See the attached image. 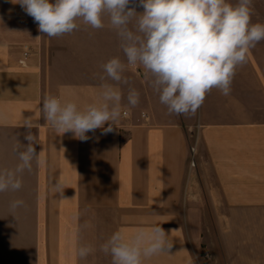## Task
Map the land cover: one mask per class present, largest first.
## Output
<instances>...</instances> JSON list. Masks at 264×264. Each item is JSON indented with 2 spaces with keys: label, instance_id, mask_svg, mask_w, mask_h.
<instances>
[{
  "label": "crops",
  "instance_id": "crops-1",
  "mask_svg": "<svg viewBox=\"0 0 264 264\" xmlns=\"http://www.w3.org/2000/svg\"><path fill=\"white\" fill-rule=\"evenodd\" d=\"M15 2L0 0V170L19 163L26 118L45 163L33 160L22 188L0 193V264H112L100 245L114 232L128 239L156 225L172 248L143 264H201L198 251L213 237L214 264H264V40L236 68L229 95L213 88L195 115L170 114L151 75L127 64L107 15L101 29L78 19L77 30L48 37ZM129 7L143 12L139 0ZM252 9L251 22L264 24V0ZM113 57L125 63L127 84L100 79ZM104 83L123 94L112 132L80 140L43 119L46 95L84 108L100 102ZM130 88L140 94L135 107ZM16 199L24 205L13 211ZM82 245L95 251L79 258Z\"/></svg>",
  "mask_w": 264,
  "mask_h": 264
},
{
  "label": "clouds",
  "instance_id": "clouds-1",
  "mask_svg": "<svg viewBox=\"0 0 264 264\" xmlns=\"http://www.w3.org/2000/svg\"><path fill=\"white\" fill-rule=\"evenodd\" d=\"M132 2L16 0L15 3L48 37L77 30L78 19L93 29H101L107 15L120 38L127 64L142 65L151 75V85L170 114L195 115L213 88L229 95L236 68L245 64L250 49L264 40V24L251 22L252 0H237L235 4L229 0H139L142 13L129 7ZM101 67V80L108 78L117 84H127L123 76L125 63L119 57L111 58ZM101 88L100 102L84 108L74 101L61 102L54 95H46L41 105L43 119L58 132H72L80 140H87V133L96 129H102V134L112 132L122 115L123 94L112 84L104 83ZM139 95L134 88L129 89L127 102L131 107L139 103ZM23 126L27 143L16 146L19 163L15 168L0 170V193L19 191L22 174L31 171L33 160L39 165L45 163L42 151L36 152L31 119L26 118ZM53 188L63 193L61 182L57 181ZM23 205V200L16 199L10 207L15 211ZM171 248L168 234L160 225L150 231L140 229L128 239L116 231L100 245V251L111 256L112 264H143L145 259L168 253ZM94 251L93 246L82 245L77 248V255L83 259Z\"/></svg>",
  "mask_w": 264,
  "mask_h": 264
},
{
  "label": "rangeland",
  "instance_id": "rangeland-1",
  "mask_svg": "<svg viewBox=\"0 0 264 264\" xmlns=\"http://www.w3.org/2000/svg\"><path fill=\"white\" fill-rule=\"evenodd\" d=\"M209 244L211 245L210 250L207 249L206 243H203L202 248L198 251L199 261L201 264H214L215 259L212 258V256L215 255V253H216L214 237L212 240L210 239Z\"/></svg>",
  "mask_w": 264,
  "mask_h": 264
},
{
  "label": "built area",
  "instance_id": "built-area-1",
  "mask_svg": "<svg viewBox=\"0 0 264 264\" xmlns=\"http://www.w3.org/2000/svg\"><path fill=\"white\" fill-rule=\"evenodd\" d=\"M30 55H31L30 50H25L23 52L21 58L18 61L19 65L22 66V67H26ZM194 156H195V147H192L191 148V160H190L191 167H195V164H196Z\"/></svg>",
  "mask_w": 264,
  "mask_h": 264
}]
</instances>
